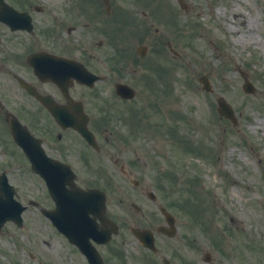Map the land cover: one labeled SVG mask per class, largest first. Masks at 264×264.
Returning <instances> with one entry per match:
<instances>
[{"label": "rangeland", "instance_id": "obj_1", "mask_svg": "<svg viewBox=\"0 0 264 264\" xmlns=\"http://www.w3.org/2000/svg\"><path fill=\"white\" fill-rule=\"evenodd\" d=\"M136 1L139 4L123 2L143 12L155 36L152 44L168 54L170 42L177 51L171 60L176 67L181 66L174 68L172 79H168V72L158 74L165 82L171 81L172 93L154 96L149 92L154 101L149 93H142L146 104L143 100L128 104L142 110L140 122L132 120L130 124V130L138 131L139 142L134 147L140 159L134 158L131 150H126V159L137 162L130 161V169L141 178L137 187L153 190L160 202L174 203L175 214L183 216L178 209L182 204L187 215L197 217L196 203L190 207L186 200L202 199L203 221L207 223L212 213L218 219L216 228L224 236V242L218 243L220 253L192 219L186 222L182 218L177 220V239L157 237L160 254L172 258L174 264H264V0H181L183 8L179 0H164L162 8L158 0ZM241 71L253 84L252 93L244 92ZM200 75L209 78L210 92L201 89ZM219 96L233 108L236 124L217 114ZM173 109L183 117L170 115ZM126 115L130 112L119 113V117ZM255 124L259 127L254 129ZM124 182L125 195L121 198L126 218H134L141 225L164 222L155 202L147 201L150 214L147 206L143 207L145 213L130 217L134 213L130 199L140 197L139 201L147 203L139 194L140 188ZM118 198L111 204L114 213H121ZM222 225L233 237L224 235ZM39 226H32L37 237V250L31 249L34 256L29 258L25 252L22 258H0L1 264H80L71 247L50 228L45 229L43 238L48 244L43 245V227ZM209 226L215 229L212 221ZM184 233L186 242L190 240L193 246L181 242ZM122 238L124 264L159 263L158 257L145 251L127 229ZM206 251L211 253L209 263L201 258Z\"/></svg>", "mask_w": 264, "mask_h": 264}, {"label": "flooded vegetation", "instance_id": "obj_2", "mask_svg": "<svg viewBox=\"0 0 264 264\" xmlns=\"http://www.w3.org/2000/svg\"><path fill=\"white\" fill-rule=\"evenodd\" d=\"M107 2L0 0L1 259L22 258L25 252L33 257L31 249L37 250L35 225L43 227L42 238L50 228L65 240L47 213L56 208L47 181H53L55 187L63 182L67 191L72 187L98 189L96 212L85 213L86 205L81 202L86 201L80 199V212L73 218L76 223L81 219L84 226L92 218L96 226L103 227L104 215L121 229L129 222L121 197L117 201L121 213L110 208L114 196L106 163L117 167L112 174L115 180L129 179L133 171L126 172L122 163L125 140L109 126L111 112H115L109 110V97L120 82L139 85L142 80L147 86L143 71L149 62L145 60L148 53L141 54L147 48H138L136 41L126 36L119 0ZM79 74L84 79L78 80ZM92 74L102 78L97 85L86 80ZM77 125L92 133V143ZM14 197L24 205L20 226L8 217V212L16 209ZM140 213H130V217ZM54 217L57 223H68L70 218L59 211ZM41 241L48 244L46 238ZM66 243L80 264H88L75 245ZM91 243L103 264L116 257L110 252L111 242ZM29 246L33 248L29 250Z\"/></svg>", "mask_w": 264, "mask_h": 264}, {"label": "water", "instance_id": "obj_3", "mask_svg": "<svg viewBox=\"0 0 264 264\" xmlns=\"http://www.w3.org/2000/svg\"><path fill=\"white\" fill-rule=\"evenodd\" d=\"M225 106V105H224ZM223 113L225 115H229L228 111L225 110L224 107H222ZM63 197V196H62ZM64 231L67 233V235L69 236V238L73 241L75 240L76 236H77V232H78V227H71L68 230L64 229ZM138 233V232H137ZM138 235H141L140 233Z\"/></svg>", "mask_w": 264, "mask_h": 264}, {"label": "bare ground", "instance_id": "obj_4", "mask_svg": "<svg viewBox=\"0 0 264 264\" xmlns=\"http://www.w3.org/2000/svg\"><path fill=\"white\" fill-rule=\"evenodd\" d=\"M239 13V12H238ZM257 127H259V124H255V125H253V128L255 129V128H257Z\"/></svg>", "mask_w": 264, "mask_h": 264}]
</instances>
